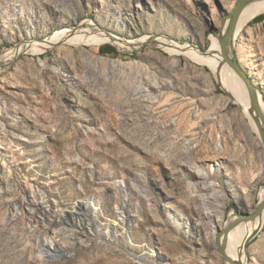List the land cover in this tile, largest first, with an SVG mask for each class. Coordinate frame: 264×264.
<instances>
[{
	"label": "rangeland",
	"instance_id": "rangeland-1",
	"mask_svg": "<svg viewBox=\"0 0 264 264\" xmlns=\"http://www.w3.org/2000/svg\"><path fill=\"white\" fill-rule=\"evenodd\" d=\"M237 2L0 0V264H224L213 229L258 205L264 148L209 68L166 46L207 52ZM84 23L148 43L60 42L4 60ZM235 47L264 96V20ZM248 263L264 264V230Z\"/></svg>",
	"mask_w": 264,
	"mask_h": 264
},
{
	"label": "bare ground",
	"instance_id": "bare-ground-1",
	"mask_svg": "<svg viewBox=\"0 0 264 264\" xmlns=\"http://www.w3.org/2000/svg\"><path fill=\"white\" fill-rule=\"evenodd\" d=\"M262 15H264V0H253L249 5H247V7L244 9V11L241 14L239 23L236 28V33H237L236 38H238L241 35V33L244 32L245 29L250 27L251 23L254 20H256L258 17ZM229 24L230 23L228 21L226 24V27H228ZM51 42L44 41L40 43H33L31 46L23 45L16 50L7 52L4 57V60L6 62L10 60H15L20 55L25 54V53L40 56L46 53L49 47L52 46V44L54 45L60 42H67L70 45H77V46L81 45V46H87V47H99V46H103L106 44H111L117 47L119 50H122L127 53L131 52L132 50H140L139 48H141L142 46L146 45V43H148L145 41V38L138 40V41H127L115 34H111L109 32H103L102 30L97 31L88 23H84V25L77 30L68 29V30L60 31L57 34V36L55 37L53 36V38L51 39ZM166 48L173 55L184 54L187 57H189L193 62H196L197 64L201 66L208 67L209 71L211 72L215 80L222 86L221 88H223L226 91V93L229 95L228 98L224 97L225 99L224 98L223 99L225 101L228 100L229 102L235 104L238 107L237 111L234 112L233 114L235 124L236 125L240 124V127L243 125L244 126L248 125L251 132L257 135L259 142H260V136L258 133L257 126L254 122L253 117H251L250 115V103H249L248 91L245 85L237 77V75L234 72H232L228 66L222 65V61L218 56V54H220L221 51H220V46H219V42L217 38L211 37V46L208 49L206 55L203 54L200 51V49L193 48L192 46L188 44L181 45V44H176L175 42H171V44H168ZM7 65L4 62L0 64V75L4 72V69L7 67ZM253 85L255 86L254 83ZM259 93L261 95V100L264 103V96L260 90H259ZM196 125L197 123L190 122L191 127L196 126ZM240 127L238 128L240 129ZM240 140L242 141V139ZM247 142H248V136L246 137V144ZM219 148L224 149L222 145H219ZM24 184L27 187L30 186L28 183V180L26 179H25ZM216 188H218L217 185L212 184L210 187V190L216 192ZM263 199H264V190L261 194L260 200H263ZM78 206H82L84 209H89V208L93 209L94 212L90 213V216L95 221L96 219H98L96 214L100 212V209H101L99 204L97 206V204H94L91 201H85L83 203L78 204ZM118 213L122 215L121 218H122V221H124L125 220L124 211L122 209H119ZM216 218H218L217 220L219 224L221 225V222L223 219L220 216H217ZM113 223L109 224L110 228H113L112 227ZM222 228L223 227H221V229ZM263 230H264V213L261 217H257L254 223L243 224V225L236 227L230 233V236H229V245H228L229 255L233 259H238L240 257L243 258L244 256L243 248L245 246V243L249 239V237L254 232L256 231L262 232ZM219 231L220 230H216V227H214L213 237L215 239V242L217 240ZM51 251H54L57 254H61V251L59 248L54 249L53 245L48 246L47 256L50 260L53 259V257L50 254Z\"/></svg>",
	"mask_w": 264,
	"mask_h": 264
},
{
	"label": "water",
	"instance_id": "water-1",
	"mask_svg": "<svg viewBox=\"0 0 264 264\" xmlns=\"http://www.w3.org/2000/svg\"><path fill=\"white\" fill-rule=\"evenodd\" d=\"M252 1L253 0H238L233 12L222 20L223 27L216 35V38L220 46L221 52L220 54H218V56L222 61V65L228 66L231 71L237 75V77L245 85L248 91L250 115L251 117H253L254 122L257 126L258 133L262 142V147L264 148V103L261 100L259 89L253 85V82L251 81L247 73H245L243 71V68L240 66L235 47V42L237 40L236 28L239 23L241 14L247 7V5H249ZM228 21L230 24L228 27H226ZM181 44L186 45L185 43ZM200 51L205 55L207 54V52H205L204 50ZM263 213L264 199L259 201L258 205L255 207L252 213H244L239 209H236V211H234L229 216L230 219L224 224L223 228L220 229L216 240V247L224 264H249V245L259 235L260 232L256 231L249 237L243 248L244 256L243 258L240 257L238 259H233L228 253L229 236L236 227L243 224L254 223L255 219L257 217H261Z\"/></svg>",
	"mask_w": 264,
	"mask_h": 264
},
{
	"label": "trees",
	"instance_id": "trees-1",
	"mask_svg": "<svg viewBox=\"0 0 264 264\" xmlns=\"http://www.w3.org/2000/svg\"><path fill=\"white\" fill-rule=\"evenodd\" d=\"M262 20H264V15L263 16H260V17H258L255 21L256 22H260V21H262ZM101 54L104 56V55H112V54H118V51H117V49L115 48V47H113V46H111V45H107V46H105V47H103L102 49H101Z\"/></svg>",
	"mask_w": 264,
	"mask_h": 264
}]
</instances>
